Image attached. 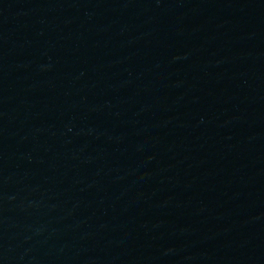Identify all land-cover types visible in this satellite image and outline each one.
<instances>
[{
	"label": "water",
	"instance_id": "95a60500",
	"mask_svg": "<svg viewBox=\"0 0 264 264\" xmlns=\"http://www.w3.org/2000/svg\"><path fill=\"white\" fill-rule=\"evenodd\" d=\"M0 264H264V0H0Z\"/></svg>",
	"mask_w": 264,
	"mask_h": 264
}]
</instances>
